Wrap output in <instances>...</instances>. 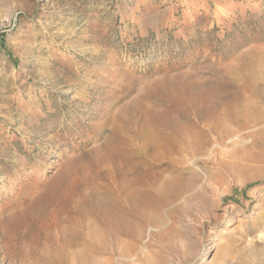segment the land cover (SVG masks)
<instances>
[{
    "label": "rangeland",
    "instance_id": "1",
    "mask_svg": "<svg viewBox=\"0 0 264 264\" xmlns=\"http://www.w3.org/2000/svg\"><path fill=\"white\" fill-rule=\"evenodd\" d=\"M263 56L264 0H0V264L42 262L30 221L73 228L111 151L140 165L128 180L186 185L94 261L264 264L263 79L246 72Z\"/></svg>",
    "mask_w": 264,
    "mask_h": 264
},
{
    "label": "bare ground",
    "instance_id": "2",
    "mask_svg": "<svg viewBox=\"0 0 264 264\" xmlns=\"http://www.w3.org/2000/svg\"><path fill=\"white\" fill-rule=\"evenodd\" d=\"M260 56H261V54H260ZM257 62L260 63L259 67L256 66L258 69L252 70V71H247V68H246V72H248V73L252 72V76L254 77L253 79H255V77L263 79V80H261L262 82L259 85V89H258L259 92L263 94V92H264V67L263 66L264 65L262 64L261 58H259L257 60ZM247 63H248V60H247ZM253 64H254V62H253ZM247 65L251 66L252 64L250 63ZM250 66H248V67H250ZM245 67H243V69ZM252 68H255V67H252ZM243 69L240 71L245 70V69L244 70ZM249 69H251V68H249ZM238 74H239V76L241 75L240 73H238ZM242 77H244V76H242ZM247 80H248V78H247ZM251 80H252V77H251ZM254 84H255V82H254ZM255 85H253V86H255ZM246 99H247V97H246ZM199 111H200V109H199ZM262 115L263 116H259V117L258 116L255 117L253 115L255 117L254 118L255 122L253 121L254 124L256 122H262V119L264 118V114H262ZM198 119H200V120H198L196 122L194 121V123H192L191 125L195 129H199V127H200V130L203 133V131H205V129L203 128V126H201V123L205 122L207 117L205 118V115H203V116L201 115ZM196 120H197V118H196ZM258 124H260V123H258ZM250 126H251V124H250ZM215 131H216V128H215ZM260 133H261V131H260ZM213 134H214V131H213ZM116 135L118 136V134H116ZM187 139L188 138H186V140ZM220 139H223V138H220ZM168 140H170V139L168 138ZM174 140H175V137H174ZM170 141H173V140H170ZM189 141H190V139H189ZM113 143H115V142H113ZM192 143L198 149H202V148H204L203 146L206 143V138H204V135L199 136L197 139H194V141H192ZM257 143H258V141H257ZM117 144L119 145L120 142H118ZM177 144H176L177 148L180 149L179 145H177ZM259 144H260V142H259ZM114 148H115L114 150H116V147H114ZM200 152H201V150H200ZM107 154H109V152ZM110 154L112 155V157H114V162L113 161H112L113 163L111 162L113 164V165L112 164L111 165L113 168L114 176H111L110 178L106 179L103 174L100 175L98 173L99 171L97 172V176H96L95 181H97V180L102 181V184L104 183L105 187H102V184L101 185L93 184L94 193H93L92 198H90L88 200H86V199L84 200V204L87 206H90V209H89V207H87V208L79 207L78 209L74 210V212H72L75 215L74 216V222H73V224H74L73 228L71 226H70L71 228L68 227L70 229L63 228L64 226L62 225V219L59 216L58 211L55 209H49V208L41 209L42 212H40V210H38L39 212H36L38 214L36 216V218L35 219L33 218V220L30 221L31 222L30 225H32L31 226L32 229L35 230V231H32L34 233V235L40 236V235L44 234V232L46 231L44 241L42 242L43 247L41 248L42 252L46 251V255L43 257V260L41 259V261H42L41 263L37 262L38 264H69L70 259H71L70 262H72L73 264H94L96 261H94L93 257L99 256V255L100 256L101 255L108 256L109 252L112 250L111 249L112 245H115L113 243L114 242L117 243V241L119 243V240H118L119 236H121V235L130 236L136 242H137V240L142 239L141 236L143 234V226H145V225H144V223L141 222V220L136 221V222L132 221V217H133L132 215L139 214L140 216L145 218L147 221L150 220L149 223L151 221H153L155 224L156 223L158 224L162 221L161 220L162 219V217H161L162 209L163 208H167V209L172 208L175 200H177L179 198V196L181 195V193L184 191L183 189H181V187L183 185H186V184L181 183V185H179L180 183H177L178 181L176 179H175L176 182H174L170 179H169L170 180L169 181L168 178L166 179V177L163 176V174L165 173L164 171L163 172H161V171L155 172L152 176H150L146 180L135 181L132 179L133 180V182H132V180H128L126 178V175L129 174L128 172H131V173L139 172V170H140L139 169L140 167L138 168L139 164L138 163L135 164V162L134 163L131 162L132 163L131 165H127L128 164V161H126L127 157L123 152L118 153L115 151L114 152L111 151ZM110 159H112V158L110 157ZM126 162H127V164H126ZM152 168L155 169L156 166H152ZM135 170L136 171L138 170V171L136 172ZM248 171H249V169H248ZM76 174H78V173H76ZM107 174H108V172H107ZM111 175H113V174H111ZM131 175L134 176V174H131ZM131 175H129V176H131ZM59 176H61V175H59ZM79 182H80V180H79ZM88 196H89V194H88ZM61 211H62V209H61ZM59 213H60V210H59ZM137 219H139V217ZM146 220H144V221H146ZM147 221H146V223H147ZM49 222H53L54 225H51L50 227H39L38 226V225H42V226L46 225ZM88 227H93L92 229H94V232L96 233L95 235L97 238L92 235V232H90V234H89V232H87L88 230L90 231V228H88ZM143 239H145V238H143ZM117 245H119V244H117ZM129 245H131V244H129ZM117 248H115V249H117ZM123 250H124V248H123ZM120 251H121V249H120ZM132 251H134V249L129 250V252H132ZM118 252H119V248H118ZM124 252H125V250H124ZM118 254H120V253H118ZM111 259L112 258H105L104 262L98 263V261H97L95 264H111V263H113Z\"/></svg>",
    "mask_w": 264,
    "mask_h": 264
}]
</instances>
